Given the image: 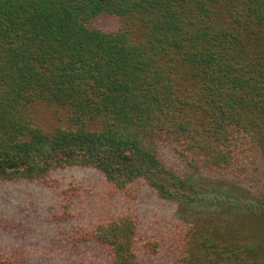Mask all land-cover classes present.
<instances>
[{
  "label": "trees",
  "instance_id": "trees-1",
  "mask_svg": "<svg viewBox=\"0 0 264 264\" xmlns=\"http://www.w3.org/2000/svg\"><path fill=\"white\" fill-rule=\"evenodd\" d=\"M39 102L64 124L34 125ZM70 168L119 206L67 235L69 264H264V0H0V182ZM143 186L181 221L139 215Z\"/></svg>",
  "mask_w": 264,
  "mask_h": 264
},
{
  "label": "rangeland",
  "instance_id": "rangeland-1",
  "mask_svg": "<svg viewBox=\"0 0 264 264\" xmlns=\"http://www.w3.org/2000/svg\"><path fill=\"white\" fill-rule=\"evenodd\" d=\"M106 24L115 26L119 22L109 19ZM28 111L33 124L44 130L51 131L64 124L61 114L45 102L37 103ZM71 182L80 189L71 211L72 218L66 222L59 208V194ZM212 188L207 190L209 194H212ZM149 193L143 186L139 199L134 198L135 210L139 215H148L152 225L163 222L164 227L175 226V220L181 221L177 211L168 216L160 213L154 215L156 210L167 214L169 210ZM112 197L115 196L100 174L78 168L53 172L44 182H0V246L6 254L18 258L20 262L24 260V264H69L72 258L68 257L67 235L75 232L83 220L92 217L102 206L115 212L119 203ZM243 198H247V195L243 194Z\"/></svg>",
  "mask_w": 264,
  "mask_h": 264
}]
</instances>
